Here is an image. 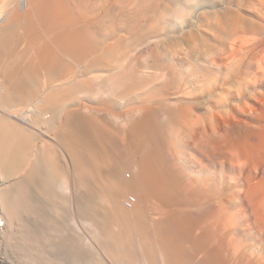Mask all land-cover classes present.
<instances>
[{
    "label": "bare ground",
    "instance_id": "obj_1",
    "mask_svg": "<svg viewBox=\"0 0 264 264\" xmlns=\"http://www.w3.org/2000/svg\"><path fill=\"white\" fill-rule=\"evenodd\" d=\"M164 1L0 0V264H264L235 214L218 201L209 218L205 179L182 184L144 107L175 89ZM129 194L146 204L126 210ZM244 196L264 216V179Z\"/></svg>",
    "mask_w": 264,
    "mask_h": 264
},
{
    "label": "rangeland",
    "instance_id": "obj_2",
    "mask_svg": "<svg viewBox=\"0 0 264 264\" xmlns=\"http://www.w3.org/2000/svg\"><path fill=\"white\" fill-rule=\"evenodd\" d=\"M164 2L171 11L155 25L160 31L156 42L174 68L175 89L161 88L163 93L146 98L144 107L156 116L159 144L182 184L189 178L205 179L203 209L210 211L209 218L224 206L236 215L234 224L244 228L240 241L245 240L256 256L263 254L264 216L253 212L244 192L250 183L264 179V0ZM145 40L137 37L135 42ZM143 47L142 63L149 67L152 57L148 46ZM151 72L144 69L143 75ZM186 112L199 117V123L184 125ZM204 132L216 145L204 143ZM132 199L129 208L126 203ZM145 204L133 194L122 200L126 210L139 211ZM203 258V253H196L191 260L195 264ZM237 259L239 264L252 263L239 253ZM226 264L234 263L228 259Z\"/></svg>",
    "mask_w": 264,
    "mask_h": 264
}]
</instances>
